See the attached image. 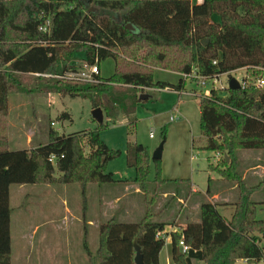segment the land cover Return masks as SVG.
<instances>
[{
  "label": "trees",
  "instance_id": "obj_1",
  "mask_svg": "<svg viewBox=\"0 0 264 264\" xmlns=\"http://www.w3.org/2000/svg\"><path fill=\"white\" fill-rule=\"evenodd\" d=\"M214 14L219 22L213 21ZM47 18L50 30L40 31ZM129 23L135 29H129ZM14 34L23 44L14 43ZM78 52L87 64L112 58L115 73L94 74L91 80L61 77L78 69ZM156 68L182 74L194 70L207 80L246 71L245 86L228 88L227 97L221 98L215 89L199 95L203 149L222 156L210 168L236 186V200L225 203L233 212L226 217L218 209L220 203H202L199 221L172 232L173 261L264 264L262 202L255 198L264 190V179L250 185L237 157L239 149H264V87L255 85L264 77V0H0V117L8 112L11 89L21 90L26 75L36 76V91L90 99L93 108L104 113L97 129L66 135L52 128L49 141L32 149L10 150L6 130L0 126V264H12L11 185L57 182L137 186L147 202L144 217L136 223L114 218L101 223L97 250L85 245L88 264H136L135 241L146 264H160L166 241L157 233L176 220H156L169 201L158 205V211L153 206L164 193H171L167 188L172 183L182 180L164 178L160 159H154L156 175L151 179L152 157L138 141L126 145V162L134 168V178H115L107 164L122 151L110 148L100 136V129L117 124L119 112H135L143 89H184V77L177 83L156 80ZM61 118L70 119V113ZM212 182L210 178L208 193ZM183 194L177 187L171 195L175 199ZM182 238L187 252L178 250Z\"/></svg>",
  "mask_w": 264,
  "mask_h": 264
},
{
  "label": "rangeland",
  "instance_id": "obj_2",
  "mask_svg": "<svg viewBox=\"0 0 264 264\" xmlns=\"http://www.w3.org/2000/svg\"><path fill=\"white\" fill-rule=\"evenodd\" d=\"M218 16L213 15L214 21ZM14 37L12 40H15V44H23L17 34ZM76 55V65L81 70L87 62L83 53L78 52ZM99 66L103 77H110L115 73L112 58L102 60ZM71 72L64 75L67 77ZM232 73L228 75L240 80L246 71ZM228 75H222L216 83L217 92L221 95L227 92L225 87L227 88ZM154 77L156 80L177 83L183 74L156 68ZM35 78L34 75L22 76V89H11L8 112L5 117H0V126L6 130L10 150L32 149L39 143L48 142L52 128L68 135L99 127V122L92 115L93 105L90 99L36 91L33 89ZM213 82L210 79L207 88H202L196 81L187 79L182 93L143 89L140 94H150V99L141 100L131 114L119 112L117 124L100 129L102 140L110 148L122 151L119 157L107 164V169L117 179H132L135 176L134 168L129 167L126 162L127 141L142 143L152 157L163 141V133H166L160 159L161 175L167 179L182 181L172 183L167 188L170 195L161 196L153 206V210L158 211V205L169 201V207L162 217L156 219L158 221L171 222L178 217L183 221L186 216L190 221L199 220L200 206L207 201L221 202L218 209L226 217H230L233 212V206H227L224 201L226 198L227 202H233L238 196L237 188H232L231 183L217 181L211 185L212 192H207L210 177L215 180L220 175L210 168L211 164L218 163L217 152L203 149L206 138L201 133L200 100L196 94L202 95V90L205 94L214 88ZM64 112H69L71 118L62 119ZM172 116L174 119H171ZM152 131L154 137H150ZM88 150L87 147L86 153ZM237 157L239 169L246 174L245 178L250 185H256L264 179V149H239ZM155 175L156 165L152 158L150 178L153 179ZM57 176H60L59 172ZM96 186L105 187L101 190L106 194V204H100V193ZM150 187L152 192L153 185ZM177 187L183 188L184 202L171 195ZM214 188L218 190L214 192L218 195H212ZM119 196L121 200L113 202ZM255 198L262 202L259 204V215L264 218V190L256 194ZM10 206L12 264H88L85 245L88 243L92 251L97 250L99 227L89 225L86 221L93 217L97 223L107 222L112 218L118 222L136 223L144 217L147 202L144 192L136 193L133 187H126L122 183H89L84 187L81 183L57 182L12 184ZM165 233L170 235L166 231ZM168 240L169 238L165 241ZM261 245L264 248V237ZM178 250L182 251L180 245ZM160 264H167L165 248L160 255Z\"/></svg>",
  "mask_w": 264,
  "mask_h": 264
},
{
  "label": "built area",
  "instance_id": "obj_3",
  "mask_svg": "<svg viewBox=\"0 0 264 264\" xmlns=\"http://www.w3.org/2000/svg\"><path fill=\"white\" fill-rule=\"evenodd\" d=\"M200 1V0H198ZM41 17H43V15H41ZM51 28V19L47 18L45 19V21L39 26V30L43 31V32H48ZM217 60H214V63H216ZM69 73V72H68ZM39 74V73H37ZM67 74V73H66ZM65 74V75H66ZM94 74H100V66L98 65V63L95 64H85V66L79 70V68L76 71H72L67 77L61 76V77H65L68 79H82V80H91L93 78ZM223 75V74H222ZM221 75L215 76L212 79L214 80L213 82V86L216 89V83L218 82L219 78ZM183 77L187 80V79H192L194 81L197 82V84L201 87L207 86L208 82L210 81L207 80L206 77H203L201 75H199L196 71H192L191 73H185L183 74ZM229 79V76H228ZM200 80V81H198ZM241 86H245L244 81L240 82ZM228 85H229V80H228ZM255 85L259 88L264 87V77L258 78L255 82ZM228 87V86H227ZM185 89L182 90H178L177 92L182 93ZM211 93V91L209 93H205V95H209ZM194 94V93H193ZM196 94V92H195ZM201 94H204L203 92H201ZM197 96H199L200 94H196ZM171 119H174V117L172 116ZM150 137H154V132L152 131L150 134ZM217 161L222 157L221 154L217 153ZM55 158V156H51V160H53ZM157 237L159 238H163L165 240H167L169 238V235H166L165 231H159L157 233ZM180 247H182V251L183 252H187L189 247L186 244V242H184V239L182 238L179 242Z\"/></svg>",
  "mask_w": 264,
  "mask_h": 264
},
{
  "label": "crops",
  "instance_id": "obj_4",
  "mask_svg": "<svg viewBox=\"0 0 264 264\" xmlns=\"http://www.w3.org/2000/svg\"><path fill=\"white\" fill-rule=\"evenodd\" d=\"M203 0H200V1H198V2H202ZM212 19H213V16H212ZM213 21H214V19H213ZM216 22H219L220 21V17L218 16V19L217 20H215ZM238 71H245V69L244 68H242V69H239V70H237V71H235V72H238ZM234 73V72H233ZM232 73V74H233ZM223 75H228V74H223ZM222 76V75H221ZM220 76V77H221ZM229 76V75H228ZM244 76H245V73L242 75V79H238L240 82H242L243 81V78H244ZM229 80V79H228ZM227 88L225 87V90L227 91L225 94H219L218 92H217V89H215V88H212V89H215L216 90V92H217V95L218 96H220L221 98H225V97H227L228 96V94H229V92H228V88H229V85L227 84ZM201 87V86H200ZM202 88H207V86H204V87H202ZM153 89H157V88H153ZM184 89H185V87H184ZM212 89H210L209 91H207L206 93H209L210 91H212ZM149 90H152V89H149ZM163 90H169V89H163ZM170 91H175V90H170ZM202 92H203V90H202ZM152 96L150 95V97L149 98H147V99H145V100H148V99H150ZM243 175H244V177H245V175L246 174H244L243 173ZM255 178L254 179H256V176H254ZM211 178V177H210ZM224 181V180H222L221 178H217V179H215V180H213L212 179V183L213 184H215V182H217V181ZM209 185V184H208ZM232 186V188L234 187V188H236V186H234V185H231ZM96 187H98L97 189L99 190V193H100V195H99V201H100V204L102 205V204H106L107 203V200H106V194L104 193L103 194V191L101 190L102 188H105V187H103V186H96ZM97 190V191H98ZM134 191L136 192V193H138V192H140V189L137 187V186H135L134 187ZM218 192V190H215V188L213 189V193H212V195L213 196H215V195H218L217 193H214V192ZM168 195H170V193L169 192H166V193H164L163 194V197H166V196H168ZM119 200H121V197L119 196V197H115V199H113V202H115V203H117ZM178 200L180 201V202H184V198H181L180 196L178 197ZM224 201H226V203H231V201H229V202H227L228 200L225 198V200ZM213 202V201H212ZM219 202V201H218ZM234 202V201H233ZM220 204H221V202H219ZM227 206H231V205H227ZM232 214V213H231ZM231 216V215H230ZM263 218V217H262ZM264 219V218H263ZM200 220V219H199ZM199 220H195L196 222L197 221H199ZM194 221V222H195ZM89 225H98V227H99V225L101 224V223H103V222H106V221H103V222H99V223H97L96 221H95V219L93 218V217H91V218H89L87 221H86ZM188 222H190V220H188L187 219V216L185 217V219L183 220V221H180V217H178V219L175 221V223L173 224V226L172 225H166L165 226V230L164 231H166L167 232V234L169 233L170 235H169V240L166 242V244H165V246H164V248H165V251H166V260H167V264H173V258H172V249H173V247H172V232H180L186 225H187V223ZM181 228V229H180ZM88 244V243H87ZM98 247H99V245H98ZM164 248L162 249V251L164 250ZM162 251H161V253H162ZM86 253H87V251H86ZM161 253H160V255H161ZM87 256H88V254H87Z\"/></svg>",
  "mask_w": 264,
  "mask_h": 264
},
{
  "label": "water",
  "instance_id": "obj_5",
  "mask_svg": "<svg viewBox=\"0 0 264 264\" xmlns=\"http://www.w3.org/2000/svg\"><path fill=\"white\" fill-rule=\"evenodd\" d=\"M81 1L88 2V0H81ZM127 27L129 29H131V30L135 29L134 26L131 23H129L127 25ZM240 86H241L240 81L237 78H235L232 75H230L229 76V88L236 89V88H239ZM149 97H150V94L142 93V94H140L139 98H140V100H145V99H147ZM92 115H93L94 119L97 120L99 123L104 122V113H103V110L100 107L93 108ZM163 147H164V141H162L160 143V145L156 148V150H155V152L153 153V156H152L153 159H161L162 153H163ZM226 157L228 159L227 155H226ZM134 246H135V249H136V255H135V258H134L136 264H146V262L144 260V255H143L141 246L137 243V241H135Z\"/></svg>",
  "mask_w": 264,
  "mask_h": 264
}]
</instances>
